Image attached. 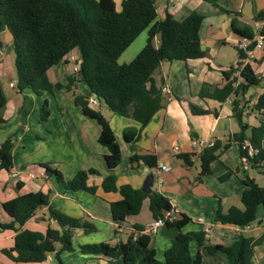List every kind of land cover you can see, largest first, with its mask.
<instances>
[{"label":"crops","instance_id":"obj_1","mask_svg":"<svg viewBox=\"0 0 264 264\" xmlns=\"http://www.w3.org/2000/svg\"><path fill=\"white\" fill-rule=\"evenodd\" d=\"M156 19H162L166 13L181 20L192 11L203 16L199 27L202 57L162 61L152 74L164 97L163 106L151 120L141 126L127 116L111 112L107 105L98 100L93 109L99 110L108 120L114 138L119 144L121 161L109 169L104 159L105 146L98 142L99 123L82 113L73 101V93L87 94V85L80 81L73 67L79 64L80 52L77 48L68 52L58 63L48 68L46 74L51 83H65L68 77L75 78L71 90H55L38 96L29 89L18 92L15 88L13 67L12 36L7 29L0 31V83L6 103L0 109V142L7 138L11 141L12 166L0 169V223H10L12 218L3 209L2 203L16 196L42 191L49 193L48 205L38 207L35 214L20 227L44 233L48 225L56 227V222L48 218V207L93 225L94 229L85 232L77 228L72 238L71 251H62L60 257L70 264H118L122 259L109 258L103 254H91L81 250V245L105 242L110 246L126 241L130 234H138L134 225L145 229L151 222L149 199L142 201L140 211L129 215L120 224L111 217L110 203L120 198L118 192H105L101 183L109 173L116 176V183L130 184L141 188L148 173L154 176L152 191H159L174 204L179 213H185L190 221L181 227L182 232L203 230L204 242L198 246L196 241L189 244L190 252L195 255L197 249L203 264H227L221 252L209 255L207 245H228L240 234L254 239H262L252 249L253 264H264V210L258 207L256 219L248 227L212 222L218 209L226 212L232 205L242 208L240 197L244 189L243 179L252 178L257 184H264V162L253 167L240 155V146L233 140L239 131V124L232 113V102L239 101L244 107L243 120L249 126L264 124V111L253 109L260 94L264 91V43L256 52L252 61L240 56L236 42L240 34L234 32L231 21L234 18L239 25L248 24L254 32L253 16L264 9V0H218L214 6L206 0H155ZM116 10L121 0H113ZM228 10L229 12L224 11ZM252 15V17H248ZM264 29V25L263 28ZM147 30H143L121 53L119 64L130 62L144 46ZM244 64H249L259 77L255 85L245 90L232 92L225 100H217L209 94L215 87L226 83L224 72L233 68L234 86L243 79L237 74ZM7 81L8 89L4 88ZM9 83H13L12 86ZM43 98L48 99L50 114L44 122L39 121ZM4 109V110H3ZM138 130L136 139L128 142L123 138L126 127ZM191 138L214 140L218 144L219 159L212 163L213 171L203 177L200 154L190 145ZM230 143L226 149L223 146ZM179 152L173 151V146ZM264 149V139L262 142ZM153 154L157 160L155 168H148L143 161H133V155ZM183 156L190 159V164ZM165 164L168 170H160L159 164ZM222 163L225 167H222ZM42 165L58 170L65 180L71 179L81 169L94 168L98 173L89 174L88 186H95V192L78 189H65L53 175L37 176L44 171ZM230 170L224 180L219 177ZM17 177L12 178L11 173ZM35 175V176H32ZM15 230L0 229V264H58L54 252L46 254L41 262H15L3 249L13 246ZM157 234H160L159 232ZM152 237L156 258L160 247L164 251L170 246L171 239L160 234ZM59 248V244H55ZM164 261V260H163ZM114 262V263H112Z\"/></svg>","mask_w":264,"mask_h":264},{"label":"trees","instance_id":"obj_2","mask_svg":"<svg viewBox=\"0 0 264 264\" xmlns=\"http://www.w3.org/2000/svg\"><path fill=\"white\" fill-rule=\"evenodd\" d=\"M206 1L218 6V0ZM224 11L229 12L225 9ZM156 17L155 0H121L119 10L115 9L113 0H0V31L7 29L12 36L11 51L15 88L18 92L29 89L35 95L41 96L45 92L71 90L75 78L68 77L65 83H51L46 72L72 49L79 50L80 61L76 76L87 85L88 93H73V101L83 114L99 123L98 142L107 149L104 159L109 169L120 163V147L108 120L99 110L88 105L89 96L94 95L103 101L114 114L131 117L144 126L164 104L161 88L152 77L159 64L162 61L199 58L204 54L198 33L203 19L200 13L192 11L181 20L174 18L170 13H166L162 19ZM253 20H264V9L255 13ZM231 27L241 36L254 35L250 25H239L234 18ZM143 30H147L144 46L130 62L119 64L118 57ZM261 32L264 33V29ZM239 53L242 58L245 57L244 51L239 50ZM232 71L233 68L224 72L226 83L213 89L209 94L212 98L223 101L232 92L245 90L259 81L251 66L244 64L239 71V76L244 82L234 86ZM5 103L0 83V109ZM253 109L264 111V91ZM243 111L244 107L239 105V101L232 102V113L239 124V131L233 135V140L240 146L241 157L253 167H258L264 162V124L249 126L243 120ZM49 114L48 99L43 98L40 120H47ZM4 121L0 117V122ZM137 136L138 130L134 127L129 126L123 130V138L128 142ZM245 138H248L256 149L252 156H248L242 148ZM229 144L226 143L223 149ZM217 150V143L202 150L199 156L200 177L213 171L212 163L219 159ZM183 158L190 164L189 157ZM139 159L148 168L157 166L153 154L132 156L133 161ZM11 166V141L7 138L0 142V169H10ZM221 166L225 167L223 163ZM42 167L47 175H53L65 189L95 192V186L86 184L89 174L98 173L94 168L78 170L71 179L65 180L58 170L48 165ZM230 173L231 171L227 170L219 179L224 180ZM242 182L244 189L240 200L243 207L232 205L226 212L218 209L212 222L244 227L256 219L259 206L264 210V184L259 185L249 177L244 178ZM101 187L105 192L113 191L120 195L118 200L110 203L111 217L117 224L127 216L137 214L145 198L149 199V210L153 219L162 216L164 211L171 208L170 199L161 192L146 194L130 184L118 185L116 176L112 173L103 177ZM48 203L49 193L42 191L25 193L2 203L12 222L0 223V229L15 230L13 246L3 249L4 254L11 260L41 262L45 260L47 253L54 252L58 264H70L64 263L60 254L62 251H71L75 230L82 228L85 232H90L94 229L90 223L70 217L53 207H48L47 215L56 222V227L48 225L44 233L20 228L35 214L38 207ZM190 220L185 213H179L176 221L168 223L170 226H177L178 232L164 251L163 263L156 258L155 248L151 245L152 237L145 232L142 225H134L138 234H130L124 242L113 246L105 242L84 244L81 245V250L91 254H103L109 258L120 257L122 264H203L199 250L192 255L189 244L196 241L198 246H201L205 232L181 231V227ZM261 240L240 234L228 245H207L206 250L209 255L221 252L227 264H253L252 249ZM55 244H59V248H56Z\"/></svg>","mask_w":264,"mask_h":264},{"label":"built area","instance_id":"obj_3","mask_svg":"<svg viewBox=\"0 0 264 264\" xmlns=\"http://www.w3.org/2000/svg\"><path fill=\"white\" fill-rule=\"evenodd\" d=\"M264 25V20H258L255 21L254 23V35L253 37H248V36H240L239 40L236 42V48L238 50H242L245 53V57L244 59L247 61H252L255 56H256V52L258 50H261L263 48V43H264V33L261 32L262 28ZM155 43H158V39H155ZM79 68V65H75L73 67L74 71L77 72ZM237 74L239 75V71L237 72ZM10 86L13 85V83H9ZM163 92L167 91L166 88H162L161 89ZM98 103L97 98L94 95L89 96L88 98V105L89 106H94ZM215 144V141L210 139V140H206V139H202V138H191L190 139V145L195 149L196 153L193 154V156L195 154H201L202 150L204 148H209L212 147ZM242 148L244 150H246L247 155L248 156H252L255 152L256 149H254L249 141L248 138L243 139L242 141ZM173 151L175 153L179 152V147L177 145L173 146ZM160 170H168L169 167L165 164H159ZM35 176V175H32ZM39 177H46L47 174L45 171H41L38 173ZM11 177L12 178H16L17 177V173L16 172H12L11 173ZM171 202V200H170ZM179 217V212L178 210L174 207V204H172L171 202V208L170 210L164 211L162 216L154 218L151 220V222L149 223V225L147 226V228L145 229V232L147 234H149L151 237H154L158 232L160 227L164 224V223H173L174 221H176ZM246 227H248V225H246Z\"/></svg>","mask_w":264,"mask_h":264},{"label":"water","instance_id":"obj_4","mask_svg":"<svg viewBox=\"0 0 264 264\" xmlns=\"http://www.w3.org/2000/svg\"><path fill=\"white\" fill-rule=\"evenodd\" d=\"M248 17H252V15H248ZM154 182V176L152 173H148L143 181V185L140 188L142 192L146 193V194H151L153 191L151 189V186L153 185ZM178 232V227L173 225L170 226L167 223H164L160 229H159V233L162 234L163 236L169 238V239H174L176 234Z\"/></svg>","mask_w":264,"mask_h":264},{"label":"rangeland","instance_id":"obj_5","mask_svg":"<svg viewBox=\"0 0 264 264\" xmlns=\"http://www.w3.org/2000/svg\"><path fill=\"white\" fill-rule=\"evenodd\" d=\"M10 52L12 53V51H11V49H10ZM12 57H13V53H12ZM8 85H7V81L4 83V88L7 90L8 88ZM4 110V109H3ZM40 115V114H39ZM39 118V121L40 122H44V121H41L40 120V117H38ZM157 236L158 237H160V234H157ZM158 251H159V255L157 256V259L159 260V261H161L162 263L164 262L163 260H164V257H163V254H162V251H161V249H160V247H158ZM117 261V263L118 264H120V261H118V260H115V262ZM112 263H114V262H112Z\"/></svg>","mask_w":264,"mask_h":264}]
</instances>
